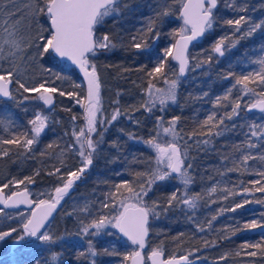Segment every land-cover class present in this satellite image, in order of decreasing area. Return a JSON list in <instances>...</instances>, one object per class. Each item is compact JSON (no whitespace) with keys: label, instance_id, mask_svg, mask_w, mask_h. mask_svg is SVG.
Wrapping results in <instances>:
<instances>
[{"label":"trees","instance_id":"obj_1","mask_svg":"<svg viewBox=\"0 0 264 264\" xmlns=\"http://www.w3.org/2000/svg\"><path fill=\"white\" fill-rule=\"evenodd\" d=\"M235 3L238 6L246 4L248 10L242 13L235 12L227 6V0H219L218 7L214 10L217 23L189 51L190 57L196 55L199 59L204 60L211 55L212 61L196 68L193 75L187 73L185 78H180L177 100L171 115L172 118H180L176 128L183 137V145L185 141L192 145L187 149L193 165L189 169L193 182L188 186V193L190 196L200 194L203 198L197 201L196 208L187 210L183 214L184 216L175 212L172 207L164 213L162 217L163 226L155 231H149V245L145 249L146 251L151 247H163L166 257L187 255L192 252L193 255H190L189 258L194 264H264V256L259 252L256 257H252V260H247L248 258L244 256L245 249H241V245L245 242H260L259 239L264 237V234H254L251 232L252 229L237 231L235 234L232 232L238 226L243 227L245 222L261 219L262 214H264V204L256 202L257 199L264 198V193L255 192L254 188H258L260 185L251 183V181L262 179L256 173L264 171V162L249 161V171L242 174L240 172H227V167L232 165L223 159L225 155L234 154L233 145L242 144L245 140L244 133L247 128H241L239 125L250 122L252 119H255L257 123L264 122L261 120V116L264 114L246 112L244 102L248 101L249 97H244L240 109L241 116L235 117L232 121H225V124L228 125H238L236 128L226 132L223 136L213 137L211 145H195L196 140L206 139V136L194 135L191 139L188 136L189 133L201 131L200 122L211 112L222 114L224 111L220 108H214L213 104L216 97L223 95L234 83V77L231 79L224 78L229 72H235L237 75L247 74L259 67L252 63V59L258 57L261 48H264V28L257 31L252 37L241 40L236 48L226 52L223 57H219L218 54L211 51L219 38L232 35V27L224 24V20L239 18L240 15L248 17L252 22L264 20V0H235ZM124 5L127 7H122L119 15L107 17L104 24L97 29V35L109 34L113 39L120 42L121 46L111 52L102 51L92 59L97 64V69L104 74L111 91L120 95L122 102L136 105L137 102L143 101L140 98V93L146 91L149 86V77L146 73L155 66V58L162 52V49L174 43L175 39L169 33L174 30L178 31L183 27V22L177 11L180 5L176 3L173 5V14L165 17L158 26L159 39H149V48L145 51L131 49L127 47L131 36L145 26V21L154 14V9L157 8L158 0H129ZM39 20L41 24L47 27L44 15H41ZM244 28L246 25L242 26L241 31ZM236 35L239 36V33ZM190 62L195 63L191 59ZM59 64L69 65L66 63ZM60 65H53L50 61H46L42 67L51 68L52 71L55 70L56 72L69 71ZM163 71L164 76L157 74L151 78V83L155 87L163 86L165 78H175L172 74L178 72V69L171 57L167 58V64ZM71 72L73 73V71ZM73 74L79 79V76ZM16 87L13 80L12 92L16 97L15 99L7 98L0 101V139H11L21 132H28L31 128L28 122L33 119L35 113L47 110L44 103L35 98L38 96L36 93L22 94V90L20 92L13 91ZM236 87L239 89L241 86ZM249 87L256 86L249 85ZM259 90L257 88V91ZM205 93L207 95H204ZM23 95H28L29 99L23 100ZM232 95L235 97L237 91L233 90ZM74 111L76 112V109ZM74 111L56 108L57 114L54 115L51 123L41 134L40 143L33 146L36 149L35 156L32 153L27 156L19 154L21 149L16 145L0 146L10 150L8 156L0 157V186L9 184L13 180L23 179L26 176L32 177L33 183L29 184L27 181L25 183L30 190L28 191L32 199H34L38 193H51L55 187L61 184V181L57 179L59 174L48 175L54 167H60L61 172L66 173L80 166V157L74 151L75 141L70 136L68 122L73 116H80L81 119L79 120L82 121V115ZM29 135H31L30 132ZM130 135L133 138H130ZM141 135L139 136L135 132L118 133L111 129L104 131L103 140L99 145L105 151L101 155L103 157L94 156L93 164L75 183L72 192L64 197L62 205L51 223V226H55L56 229L54 236H63L64 239L55 245L45 244L42 246H36L34 239L27 242L21 241L19 246L11 250L14 237L18 235L14 232L12 236L0 241V264H37V261L39 264H45V261L50 264L52 252L61 254L58 264H90L88 257L79 255L80 252L87 251L86 241L88 237H80L76 233L80 228V220L86 223L92 217L84 213H76L74 208L83 207L87 202L94 212H98L100 202L105 200L106 193L112 185L125 181L138 183L139 178L135 177V172L149 171L156 167L153 153L144 143L146 140ZM98 138V135H93L94 140ZM48 144H53V147L47 149L46 155H39V152L44 150ZM62 151L63 156L61 157ZM245 151L259 155L264 151V145H258L256 149H245ZM61 160L63 164H61ZM37 170L39 175H35ZM83 177L85 180L81 184ZM212 182H218L228 189H235L236 192L248 188L252 194L229 195L219 189L214 195H209L206 189ZM174 191L177 195L183 196V187L169 178L166 181L158 182L149 196L163 205ZM4 192L8 193L9 187L5 188ZM225 195H228V199L223 198ZM243 199H250L252 203L245 204L244 208H238L235 212H219L220 208L226 209ZM213 200L216 203H212ZM108 210L104 211L108 212ZM5 212L7 215L0 217V232L9 231L11 228L21 229L20 218L15 216L20 212ZM68 213H73V215H68ZM214 215L217 216V219L211 221V217ZM209 221L212 223L211 229L207 228ZM198 225H203L206 230L204 232L199 231ZM109 232L112 235H108ZM93 240L94 247L98 252L94 258L96 264L128 263V261L123 260V256L130 253L133 246L125 241L116 229H105ZM206 241L208 242L207 246H205ZM213 241L215 246H212L211 242ZM105 249L108 252H116L118 255H109ZM237 250H241L240 256L235 255ZM223 253H228V258L220 260Z\"/></svg>","mask_w":264,"mask_h":264},{"label":"snow or ice","instance_id":"obj_2","mask_svg":"<svg viewBox=\"0 0 264 264\" xmlns=\"http://www.w3.org/2000/svg\"><path fill=\"white\" fill-rule=\"evenodd\" d=\"M179 3L180 7L177 9L180 19L183 21V27L178 31H172L169 35L175 39V43L171 46L162 49V52L156 57L155 66L149 70L146 75L149 77V86L147 89L148 100L145 101L141 107L146 112H152L157 104L160 106L159 111H164L169 102L176 103L177 89L180 83V77H183L189 70L190 59L195 61L192 64L191 70L202 67L205 63H211L212 56L209 55L206 59L201 60L196 55L190 57L188 48L193 41H198L206 32L213 29L214 24L217 23V16L214 10L217 9L219 0H158V6L154 9V14L147 18L145 26L138 30L137 33L131 36L127 47L136 49L138 51H145L149 48V39L157 40L160 37L158 26L163 22L165 17L173 14V5ZM227 6L235 12H246L247 5L238 6L235 0H227ZM122 7L127 5L122 4L121 0H30L23 8L18 6L17 0H0V18L3 19V35L0 38V59H8L15 69H18L16 61H35L43 59L45 56L63 61H68L71 65L83 74L86 81V96L79 98L78 93L65 92L57 87L46 86L49 83H54L55 80H63L62 77L52 73L50 68L43 69L44 72L49 73L50 77L43 79L39 84L34 86H27L26 82L22 80L24 75L19 70H3L0 74V97L15 99L10 85L13 84V76H16L15 84L16 91L22 94L38 93L36 99L43 101L49 107L54 102L55 93L60 96L76 97V103L84 109L83 119L85 126L78 131L73 128L72 135L75 138L74 151L80 157V166L75 170H69L66 173L61 172L60 167H54L53 171L48 175H57V179L61 184L54 188L53 192L48 193L47 199H31L28 188L22 190L5 193L4 189L8 188V184L0 186V217L6 216L5 209L19 208L20 205H26L34 210L25 215L21 212L19 215L23 217L21 229L11 228L9 231L0 232V241L6 237L12 236L16 232L18 235L14 237V243L20 244L21 241L27 242L31 238L48 244L55 245L63 240V236H54L49 229L51 224L50 218L56 211L61 201L67 196L75 183L81 179L85 171L93 164L94 154L97 153L100 143L103 140V132L107 127L114 122L122 113L119 109H115L111 118L107 121L103 118L101 112V78L97 69V64L92 59L100 54L102 51L111 52L121 43L113 39L109 34L97 35V29L104 24V21L109 16L119 15ZM44 15L46 17L45 23L47 27L41 24L39 17ZM15 16V19L12 17ZM224 24L231 26L233 29L232 35H225L219 38L213 45L212 53L223 57L226 52L236 48L241 40L252 37L257 31L264 28V20L259 22H252L248 17L240 15L239 18L226 19ZM247 25L243 31L242 26ZM27 33V34H25ZM239 33V36L236 34ZM179 37V39H176ZM235 37V39H233ZM32 50V51H30ZM178 62V72H173L175 78L164 79L167 85L166 89L156 88L151 83V78L157 74L164 76V68L167 64V58ZM252 63L258 65V69L249 71L247 74L237 75L235 72H229L224 78L231 79L234 77V83L227 89V91L220 96H217L213 104L214 108H220L224 111L222 114L211 112L207 117L200 122L199 127L201 131L198 133H189V139L194 135L206 136V139L196 140L195 145H211L213 137L223 136L226 132L236 128L238 125L225 124V121H232L235 117L241 116V105L244 97H249L248 101L244 102V110L246 112H253L257 110L264 114V48H261V53L258 57L252 59ZM127 71V69H125ZM54 77V79H51ZM241 86L237 89L236 86ZM255 85L256 87H249ZM75 87H80L75 84ZM257 88L260 90L257 91ZM233 90L237 91V95L233 97ZM204 95H207L205 93ZM28 95H23V100H28ZM86 101V103H85ZM23 102V101H21ZM118 103V101H117ZM138 110V109H137ZM70 111V109H69ZM131 118V117H129ZM75 121L76 117H72ZM158 121H163V117H158ZM179 117H174L167 121L168 126L163 127V133L171 137V140L165 143H158L156 138L144 141L152 147L156 152V167L149 171L135 172V177L139 178L138 183L122 182L114 184L106 193L105 200L99 204V211L94 212L89 203H85L83 207L74 208L76 213H84L92 217L88 222L80 220V228L76 235L80 237H88L87 251L80 252L81 257H88L90 264H96L94 259L98 252L94 247V237L99 236L105 229L113 228L127 238L132 245L138 246L137 250L124 254V261H131V264H194L189 260V256L193 255L189 252L187 255L177 258L175 255L165 257L163 247H151L147 255L143 254L145 247L149 245V222L150 218L158 219L162 213H166L173 205V202L182 203L189 208H196L197 201L203 197L200 194L189 195L188 186L193 182V177L189 174V169L193 167L189 162L185 166V160L189 159L187 149L189 145L187 141L184 144V151L181 152V146L177 143L178 139H183L180 132L177 131L176 124ZM264 121V115L261 116ZM49 116L42 113H36L34 118L29 120L31 128L28 132H21L14 135L11 139H0V146L16 145L21 149V153L27 156L32 153L36 154L34 145L40 143L41 134L45 128L48 127ZM98 125L100 126L98 128ZM158 127L162 125L158 124ZM241 128H247L244 133L245 140L242 144L233 145L234 154L225 155L223 159L231 163V167H227V172L246 173L249 171L248 163L251 160H259L264 162V151L259 155L253 154L251 151L245 149H256L258 145H264V122L257 123L255 119L243 125ZM29 132L31 135H29ZM93 135H98V139L94 140ZM160 133H157V137ZM130 138L131 137L130 135ZM59 147V145H56ZM53 144H48L44 150L39 152V155L47 154V149H51ZM9 149L0 147V156H8ZM63 156V151L60 153ZM61 164L63 161L61 160ZM173 174H176L173 176ZM35 175H39L37 170ZM262 179L251 181L253 185H260L254 188L255 192L264 193V171L256 173ZM169 178L178 179L183 184V196L178 200L177 193L174 191L163 205L152 200L149 193L153 192V188L158 182L166 181ZM33 183L32 177H24L20 180H13L11 183L17 189L20 185ZM217 188L211 187L208 192L209 195L216 193ZM229 195H243L251 191L248 188H243L241 192H236L235 189H223ZM38 195H44L40 193ZM147 198V200H146ZM228 199V195L223 197ZM148 200L151 202L149 203ZM216 203L215 200L211 201ZM257 203L264 204V198L257 199ZM252 203L250 199H243L239 202L233 203L228 208H220L219 212L225 211L235 212L238 208H244L245 204ZM112 209L106 212L104 210ZM73 215V213H68ZM217 219V216H212L211 221ZM207 223V228H212V223ZM48 225V228L45 227ZM198 230L204 232L206 229L203 225H198ZM248 229H261L264 231V214L261 219H253L245 222L243 227H237L232 230L233 234L237 231H244ZM112 235L111 232L107 233ZM215 246V242H211ZM208 242H205L207 246ZM254 248L258 251L246 252L250 257H256L258 252L264 256V243H248L241 245V249ZM105 252L109 255H118L116 252ZM59 252H52L50 264H58L60 259ZM235 255L240 256L241 250H237ZM228 258V253L220 257V260ZM39 264V261H37ZM45 264H49L45 261Z\"/></svg>","mask_w":264,"mask_h":264},{"label":"rangeland","instance_id":"obj_3","mask_svg":"<svg viewBox=\"0 0 264 264\" xmlns=\"http://www.w3.org/2000/svg\"><path fill=\"white\" fill-rule=\"evenodd\" d=\"M128 1L129 0H121L122 4H125ZM29 2H30V0H17L18 6L20 8H23L24 5L29 3ZM3 19L4 18H0V38H2L3 35H5V33L3 32V27H4ZM246 27H247V25H246ZM25 34H27V33H25ZM30 51H32V50H30ZM46 61H50V63L53 65H60L59 64L60 62H58L56 59L50 58L49 56H45L43 59L39 60L38 62L30 61V60H28V61L17 60L16 65H18V69H15L14 66L11 63H9L8 59H0V69H3V70H19V71L23 72L24 75L22 77V80L24 82H26L27 86L31 87V86L39 84L43 79L50 77L49 73H46L43 71V69L47 68V67H42L43 63H45ZM60 66L63 68H67L69 71L56 72L55 70H53L52 73H55V74L60 75L62 77H66V79L55 80L54 83L50 82L49 85H46V86L57 87L58 89L64 90L65 92L78 93L79 98L82 99L85 96V89H84L83 82L80 78L79 79L76 78L75 75L73 74V73H75L78 76V73L74 70V68L71 65H60ZM191 66H192V63L190 62L189 70L187 71V73L189 75H193V71L191 70ZM71 71H73V73ZM98 72H99L100 78H101V112H102L103 118L106 121L108 119H110L111 115L115 109H119L122 113L120 116L117 117V119L114 122H112L110 124V126L107 127L106 130L111 129V130L117 131L118 133L135 132V133L139 134V136H140V134H142L141 136H143V138H145V140L156 138L157 142L162 143V144L171 140L170 136L165 135L163 133V127H167L168 126L167 121H170L172 119L171 115L174 112V103L169 102V104L167 105V107L165 108L164 111H159L160 106L157 104V107L154 108L152 112H150V113L146 112L141 107V105L145 101L148 100L147 90L140 93V95H141L140 98L143 99V101L137 102L136 105H131L128 102H122L120 95H118L117 93H113L111 91V89L108 87L106 78L104 77V74L100 70H98ZM0 74H3V71H0ZM51 79H54V77H51ZM13 80L14 81L16 80L15 75L13 76ZM75 84H79L80 87H75L74 86ZM156 88L166 89L167 85L164 84L163 86L156 87ZM13 91H16V88H14ZM36 94L39 95L38 93H36ZM53 95H54V107L48 108L45 106L47 109L46 111H37L36 113L39 112V113H42L44 115L49 116V121H48V124H49V123H51L54 115L57 114V112H56L57 107H60L63 110H67V111H69V109H70V111H74L76 109V112L75 111L74 112L82 115V121L79 120V119H81V117L77 116L75 121H73V119L70 118L69 122H68L69 128H70V136L75 141V138L72 135V131H73L74 127L78 131L80 128L85 126V121L83 119L84 109L80 106V104H77L75 102L76 97L70 98L67 95L60 96L58 92L53 94ZM117 101H118V103H117ZM129 117H131V118H129ZM158 117H163L164 120L158 121V119H157ZM158 124H160L162 126L158 127L157 126ZM99 127L100 126L98 125V128ZM158 132L160 133V135L157 137ZM177 143L181 146V152H183L184 151V145L182 143V139H178ZM146 145L152 151L153 156L156 160L155 150L152 147H150L148 144H146ZM104 153H105V151L99 147L97 150V153L94 154V156L98 155L99 157H103L101 155H103ZM0 157H3V156H0ZM189 162H191L190 159L185 160V166L186 167H187V164ZM189 174H190V171H189ZM173 176H175V175H173ZM84 180H85V178L83 177V179L81 180V184H83ZM170 180H174L177 184H179L184 189L185 186L183 184H181L178 179L170 178ZM8 187H9V192H12V191L21 190V189L27 187V184L26 183L22 184V185H20L19 189H17L13 186L12 183H9ZM211 187H216L217 191L220 189L222 192H223V189L226 188L225 186L220 185V183H218V182H212L208 186V188L206 189V192L208 194H209L208 190ZM28 190H29V188H28ZM51 192H53V190ZM48 193H50V192L43 193L44 195H38V194H40V193H38L37 196L34 197V200L38 199V198L39 199H47V198H49L47 195ZM211 195H214V194H211ZM181 196L182 195H177L178 200L181 198ZM151 199L155 200L153 198H151ZM146 200H147V198H146ZM148 202L150 203L151 201L148 200ZM67 203H69V202H67ZM172 208L175 212L180 213L182 215L185 212H187V210L188 211L191 210V208H189L187 205H184L182 203H177V202L173 203ZM109 211H112V209H109L108 212ZM19 212L20 213L23 212V213H25V215H27L29 213L28 211H24V210H20ZM163 214L164 213H162L158 219L151 218V221L149 222L150 231H155V230H157L163 226V222H162L163 221L162 220ZM15 216L20 218L19 223L21 224L23 221V217H21L19 215V213ZM49 231L51 234L54 235L56 233L55 226H51ZM259 240H260V242H253V243H261V241H262V243H264V237H262ZM34 241H35L36 246L45 245V243L39 242V241L35 240V238H34ZM248 243H251V242H248ZM134 250H136V248L133 247L131 249V252ZM245 251L251 252V251H257V249L248 248V249H245ZM149 252H150V249L146 250L144 255H147ZM222 255H224V253ZM244 256L248 258L247 260H252V257L247 256L246 254H244Z\"/></svg>","mask_w":264,"mask_h":264},{"label":"water","instance_id":"obj_4","mask_svg":"<svg viewBox=\"0 0 264 264\" xmlns=\"http://www.w3.org/2000/svg\"><path fill=\"white\" fill-rule=\"evenodd\" d=\"M181 20H182V19H181ZM182 22H183V21H182ZM203 37H204V36H203ZM203 37L199 38L198 41H193V42L189 45L188 52H189V51H190L195 45H197V44L203 39ZM176 39H179V37H177ZM174 43H175V41H174ZM174 43H173V44H174ZM56 60H57L58 62H60V63H66V64L71 65V63L68 62V61H63V60H60L59 58H56ZM171 60H172V58H171ZM172 61H173V63L177 66V69H178V68H179V64H178V62H176V61H174V60H172ZM71 66H72V67L74 68V70L78 73L79 78L82 80L83 85H84V89H85V96H86V86H87V85H86V81H85L84 78H83V74H82L81 72H79V70L76 68L75 65H71ZM186 74H187V72H186ZM186 74H185L183 77H180V78H185V77H186ZM9 87H10V90H12L13 84H11ZM4 99H7V98H2V97H0V101H2V100H4ZM85 103H86V101H85ZM44 105H45V104H44ZM45 106L48 107V108H51V107L54 106V102H53V104H52L51 107H49V106H47V105H45ZM253 112H257V113H259L257 110H253ZM173 175H176V174H173ZM21 190H22V189H21ZM72 190H73V188L70 190L69 194L72 192ZM29 194H30V193H29ZM69 194H68V195H69ZM65 197H66V196H65ZM30 198L32 199L31 195H30ZM61 205H62V201H61V204L57 207L56 211L53 213L52 217L50 218V220H49V223H50V224H51L52 221L54 220V218H55V216H56L58 210H59L60 207H61ZM0 207H3V206L0 205ZM34 208H35V205H33L32 208H29V207L26 206V205H20L19 208H15V209H5V211L14 212V211L24 210V211H28V212L30 213L32 210H34ZM45 227L48 228V225H45ZM251 232L254 233V234H261V235L264 234V231H262L261 229H254V230L252 229ZM119 234H120V233H119ZM120 235L125 239V241H127L128 243L131 244V242L128 241L126 237H124L122 234H120ZM32 239H34V238H31L30 240H32ZM20 244H21V242H20ZM20 244H16V243L13 242V243L11 244L10 249L12 250V249H14L15 247L19 246ZM131 245H132V244H131ZM132 246L135 247L136 250H137L138 246H135V245H132ZM145 249H146V247H145ZM145 249L143 250V254L145 253ZM180 256H183V255H180ZM180 256H176V257L179 258ZM165 257H166V256H165ZM189 260L192 261L190 258H189ZM127 264H131V261H128Z\"/></svg>","mask_w":264,"mask_h":264}]
</instances>
